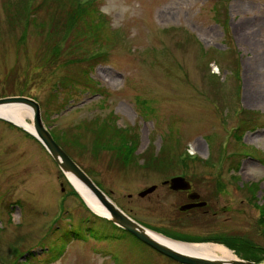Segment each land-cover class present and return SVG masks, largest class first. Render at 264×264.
Segmentation results:
<instances>
[{
    "label": "rangeland",
    "instance_id": "1",
    "mask_svg": "<svg viewBox=\"0 0 264 264\" xmlns=\"http://www.w3.org/2000/svg\"><path fill=\"white\" fill-rule=\"evenodd\" d=\"M82 1L94 6L81 18L79 0H0V98L38 101L58 143L144 226L264 247V0ZM178 175L208 213L181 211L187 197L162 185ZM104 218L0 118V264H182Z\"/></svg>",
    "mask_w": 264,
    "mask_h": 264
},
{
    "label": "water",
    "instance_id": "2",
    "mask_svg": "<svg viewBox=\"0 0 264 264\" xmlns=\"http://www.w3.org/2000/svg\"><path fill=\"white\" fill-rule=\"evenodd\" d=\"M6 103H18L30 107L33 111V125L34 131H31L23 124L16 122L4 116L0 118L9 121L10 123L22 128L23 130L29 132L34 137H36L49 151L52 157L55 159L57 164L60 166L63 174L75 188V190L80 194V196L86 202L83 194L79 191L73 179L87 186L92 192L97 196V198L105 205L109 211V215H101L110 221H112L117 226L127 230L132 233L139 240L152 247L156 251L182 263V264H264L263 262H257L245 258L235 257L232 259H221V258H210L199 255H194L185 251L178 250L172 246L160 241L158 238L152 235L153 230L144 226L139 221L130 216L122 208H120L110 196L93 180V178L88 174V172L76 161L74 158L58 143L54 138L52 132L45 125L42 118L41 106L38 101L28 96H8L0 98V104ZM171 183V189L180 190L188 188L189 182L182 175L174 176L169 181ZM157 188V185H152L145 190L141 191L139 194L144 196L146 194L152 193ZM191 198L195 199L200 197L198 192H192ZM86 204H88L86 202ZM206 205L205 201L198 203H185L181 205V210L191 209L197 206ZM90 207V206H89ZM98 214V213H97ZM182 241V240H180ZM186 243H201V242H189Z\"/></svg>",
    "mask_w": 264,
    "mask_h": 264
},
{
    "label": "bare ground",
    "instance_id": "3",
    "mask_svg": "<svg viewBox=\"0 0 264 264\" xmlns=\"http://www.w3.org/2000/svg\"><path fill=\"white\" fill-rule=\"evenodd\" d=\"M0 116H4L16 122H19L31 131H34L33 122L30 121V118L32 119L33 117V111L26 105L18 103L0 104ZM73 182L76 184L79 191L83 194L86 202L94 212L105 216L109 215L108 209L97 198L92 190L74 179ZM152 235L158 238L160 241L172 246L173 248L194 255L221 259H232L237 257L231 249L223 244L212 242L186 243L177 239L167 237L166 235L158 233L154 230L152 232Z\"/></svg>",
    "mask_w": 264,
    "mask_h": 264
},
{
    "label": "trees",
    "instance_id": "4",
    "mask_svg": "<svg viewBox=\"0 0 264 264\" xmlns=\"http://www.w3.org/2000/svg\"><path fill=\"white\" fill-rule=\"evenodd\" d=\"M85 2H86V4H85ZM78 3L80 4V5L78 4L79 6L71 4V12L75 13L77 11V7L80 8L78 10L79 11L78 17L81 16V18L85 15V13H87V11H90V7L94 6L93 1L87 2V1L79 0ZM82 4H85V5L82 6ZM98 24L100 26L101 22H98ZM94 25L96 26L94 28H98V26L96 24H94ZM101 127H102L101 132L98 134V138H97V139H99V142L102 140L103 137H105L104 134L103 135H101V134L104 133V131H107L105 126H101ZM20 129H22V128H20ZM135 143H136V141L134 139L130 140V139L124 138L122 140V142L120 143L121 145L117 146L118 151L123 152L125 154L124 159L127 158V159H130V161L133 159L132 157H133L134 151L136 149ZM153 160H155V158ZM157 160L161 161L162 159L157 157ZM76 193L79 194L77 191H76ZM261 212L262 213H261L260 223H261L262 231L264 234V207L263 206H261ZM104 219L107 220L108 223H110L111 228H113V230L120 232V235H117L116 237L125 238L126 236L131 235L134 238H136L138 241L142 242L137 237H135L132 233H130L127 230L117 226L116 224L111 222L109 219H107V218H104ZM224 243H226V245L229 246L231 249L242 254V256H243L242 258L257 261V262H261L264 259V247L256 246L250 240L243 239V238H234L231 240L224 241Z\"/></svg>",
    "mask_w": 264,
    "mask_h": 264
},
{
    "label": "flooded vegetation",
    "instance_id": "5",
    "mask_svg": "<svg viewBox=\"0 0 264 264\" xmlns=\"http://www.w3.org/2000/svg\"><path fill=\"white\" fill-rule=\"evenodd\" d=\"M172 178V177H171ZM171 178H168V179H166V180H164L163 182H162V185L163 186H165V187H168V189H171V183L170 182H168V183H165L166 181H169ZM186 178V180L189 182V185H188V188H186V189H182V190H179V191H177V190H173V189H171V190H173L175 193L176 192H180L181 194H182V196L185 198V197H187V200L183 203V204H185V203H198V202H202V201H205L206 202V205H204V206H197V207H193V208H191V209H187V210H181L182 212H184V213H186V214H190L189 212H191V211H193V212H198V211H202L204 214L205 213H208L210 210L207 208L208 206H209V201L208 200H205L202 196H201V194H200V197H198V198H195V199H193V198H191V193L192 192H195L194 190H193V183H192V181L191 180H189L187 177H185ZM158 187V186H157ZM157 189V188H156ZM182 204V205H183ZM217 214V212H213V215H216ZM213 233V232H212ZM197 238H200V239H203V238H205V239H212V240H218V241H220V242H224V241H227V240H231V239H234V238H238V237H227V236H224V235H218V236H215L214 234H207V235H202V236H199L198 235V237Z\"/></svg>",
    "mask_w": 264,
    "mask_h": 264
}]
</instances>
